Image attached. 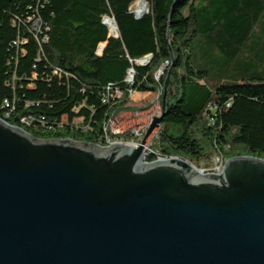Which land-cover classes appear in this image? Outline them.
Segmentation results:
<instances>
[{"label":"trees","instance_id":"1","mask_svg":"<svg viewBox=\"0 0 264 264\" xmlns=\"http://www.w3.org/2000/svg\"><path fill=\"white\" fill-rule=\"evenodd\" d=\"M137 1L147 5L139 18ZM167 76L153 150L195 167L213 156L264 160V0H0V118L34 138L106 146L117 115L152 106L132 105L127 91L161 103ZM106 87L121 96L103 102ZM78 118L88 129L73 128Z\"/></svg>","mask_w":264,"mask_h":264},{"label":"water","instance_id":"2","mask_svg":"<svg viewBox=\"0 0 264 264\" xmlns=\"http://www.w3.org/2000/svg\"><path fill=\"white\" fill-rule=\"evenodd\" d=\"M168 80L137 147L40 140L0 118V264H264L263 159L220 175L145 163Z\"/></svg>","mask_w":264,"mask_h":264},{"label":"built area","instance_id":"3","mask_svg":"<svg viewBox=\"0 0 264 264\" xmlns=\"http://www.w3.org/2000/svg\"><path fill=\"white\" fill-rule=\"evenodd\" d=\"M140 4H145L146 5V3L144 1H137L130 7V10H131L132 14L134 15V17H141L146 12V11H140L139 8H138V10H139L138 12H137V10L133 9L135 7V5H140ZM105 18H108V17H105ZM105 18H103L102 23L107 27V25L104 22ZM33 27L35 29H39L40 21L38 19L34 21ZM107 29L109 31L108 27H107ZM111 35L117 36V28H116V32L115 33H113V34L110 33V36ZM103 48H104V44H100L98 46L95 54L97 56H101ZM136 63H137V61H136ZM53 75H57V76L61 77L62 75L67 76L68 74L67 73H63L60 69H54ZM133 78H134V72H133L132 69H130L127 72V76L125 78V82L128 83V84H132L133 83ZM127 92H128V97H133L134 95H136V92L133 91V90H128ZM115 96H121V93L118 90H114L113 92H111V88L110 87H106V89H105V91L103 93V96H102V101L105 102L107 100H112L113 98H115ZM4 108H10V110L13 109L12 107H10L8 101H4ZM74 111L77 112L78 109H74ZM7 116H8V114H7ZM27 120L30 122V124H32L33 121H34V119H31V118H28ZM39 122L42 125H45L43 118H41L39 120ZM66 123H67V119H66V117H64V118H62V121L60 122L59 125H63V124H66ZM110 123H109V125H110ZM71 125L73 126V128L88 129V126H85V125L82 124V119H80V118L74 119V121L72 122ZM109 125H108V128H109ZM108 128H106V130H107V142H106V144H108L109 146L113 145V144H121V145H129V146L137 147L139 145L140 141L142 140L145 132H146V129H143V130H140V129L132 130L131 131V138H132L131 142L123 144L117 138L116 139H112V135H115V132H110V130ZM151 145H149L148 148L145 151V160H148L149 156H154L155 158L153 160H158V161L168 160V159L172 158V157L168 158L166 156H162L157 151L155 152L154 150H151L150 149ZM211 165L212 166H210V167H205V168L203 167V168L199 169L200 173L201 174H217V175H220L222 173L223 167H224V161H220L218 157H214L213 156L212 159H211Z\"/></svg>","mask_w":264,"mask_h":264},{"label":"rangeland","instance_id":"4","mask_svg":"<svg viewBox=\"0 0 264 264\" xmlns=\"http://www.w3.org/2000/svg\"><path fill=\"white\" fill-rule=\"evenodd\" d=\"M140 5H135L133 9L137 10L138 12L139 11L138 8L140 9ZM143 9H140V11H144ZM162 67H164V65H162ZM129 100L132 105L137 106V107H145L146 105L150 103L152 104V106L148 110L142 111V112H135V113L126 112V113L119 114L111 121L109 125L110 132H115V136L126 134L124 137L119 138V141L122 142L123 144L131 142V139H132L131 131L132 130H136V129H140V130L146 129L147 130L151 122V119L155 116L160 115L161 113V103H159L158 97L155 94H150L146 96L134 95ZM155 140L156 138L154 139V141ZM106 145L107 147L109 146L108 144ZM150 149L153 150L152 148ZM154 151L156 152L157 150H154ZM210 166H212L211 161L207 165L201 164L199 167H196V168L201 169L203 167L205 168V167H210Z\"/></svg>","mask_w":264,"mask_h":264},{"label":"bare ground","instance_id":"5","mask_svg":"<svg viewBox=\"0 0 264 264\" xmlns=\"http://www.w3.org/2000/svg\"><path fill=\"white\" fill-rule=\"evenodd\" d=\"M143 8H144V9H143ZM140 9L145 10V4H143V5L141 4V5H140ZM104 22H105V24L107 25V27L109 28L110 33L113 34V33L116 32V27L114 26V24H113V22H112L111 19H109V18H105V19H104ZM163 65H164L163 68H167L168 63L165 62ZM106 141H107V140H106ZM126 146H129V145H126ZM105 147H107V145H106ZM214 157H218L220 161H224V165H225V162H226L227 160H224V159H222V158L219 157V156H214ZM155 161H158V160H153V162H155ZM145 163H148V162H146V160H145ZM199 174H200V172H199Z\"/></svg>","mask_w":264,"mask_h":264},{"label":"crops","instance_id":"6","mask_svg":"<svg viewBox=\"0 0 264 264\" xmlns=\"http://www.w3.org/2000/svg\"><path fill=\"white\" fill-rule=\"evenodd\" d=\"M136 95H139V96H141V95H143V96H146V95H150V94H141V93H136Z\"/></svg>","mask_w":264,"mask_h":264}]
</instances>
